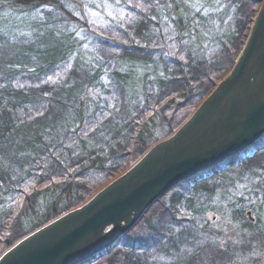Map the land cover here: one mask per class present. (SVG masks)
<instances>
[{"label": "trees", "instance_id": "16d2710c", "mask_svg": "<svg viewBox=\"0 0 264 264\" xmlns=\"http://www.w3.org/2000/svg\"><path fill=\"white\" fill-rule=\"evenodd\" d=\"M60 1L0 0V11L22 15L19 30L0 31V256L21 238L84 204L154 143L175 132L230 71L263 2L223 0L231 12V28L212 34L211 42L204 41L213 48L205 55L203 42L196 44L194 35L199 30L216 31L206 23L209 18L179 0H137L146 4L145 12L134 11L135 21L107 32L100 43L108 68L117 60L114 75L120 93L126 96L131 83L136 92L127 98L138 99L144 93L142 107L128 105L116 117V108L99 115L83 100L98 86L99 68L79 60L65 64L74 45L68 35L53 31L52 13L39 21L22 14L43 7L61 9ZM162 16L172 17L175 42L186 39L177 45L182 50L179 59L170 64L162 59L163 53L152 50L150 27ZM216 24H221L219 18ZM9 33L22 35L11 38ZM155 53L162 74L150 81L144 73L138 74V67L142 70L144 64L153 63ZM59 71L58 81H47ZM148 86L155 92L149 94ZM116 97L115 106L120 108V96ZM254 147L264 148V134ZM231 160L220 166L232 164ZM198 180L194 178L195 183ZM167 194L146 210L115 248L80 264H146L149 246L157 252L177 250L184 232L180 226L186 220L175 217L174 206L162 203ZM10 195L14 202L6 206ZM180 198L177 195L171 201L177 204ZM140 226L144 235L131 239Z\"/></svg>", "mask_w": 264, "mask_h": 264}, {"label": "rangeland", "instance_id": "374dc122", "mask_svg": "<svg viewBox=\"0 0 264 264\" xmlns=\"http://www.w3.org/2000/svg\"><path fill=\"white\" fill-rule=\"evenodd\" d=\"M179 1L184 4V7L190 6L192 9L194 7L195 11L200 12L201 17L213 19L206 23L216 27L215 32L208 29L199 30L194 35V42L196 44L203 42L202 52L209 55L213 48L205 45L204 41L211 42L212 34L217 32L221 35L231 28L229 26L232 21L231 12L227 10L223 0ZM60 6L61 9L43 7L29 12L24 11L22 14L31 20L39 21L48 13H52L50 21L53 31L68 35L74 45L73 53L67 55L68 57L64 60L65 64L79 60L97 70L99 68L98 86L88 93V99H83L85 103L88 102L87 105L95 109L99 115L106 110L116 108L118 110L116 117H120V113L123 109L126 110L128 105L137 104L142 107L144 93L142 95L139 93L138 99L126 97L136 92L132 83L127 86L126 96L120 93L119 83L114 75V69H118L117 60L113 58L111 68H108V64L104 62L106 55L101 51L100 43L107 32L122 30L135 21L134 11L141 9L145 12L146 4L137 0H62ZM202 7L204 8L201 11ZM21 16L13 11H0V31L19 30L22 26L19 24L22 20ZM171 16L155 19V26L150 27L154 35L152 50L159 54L163 53L162 59L168 64H170L169 61L172 63L179 59L178 56L182 50L177 45H182L186 40L182 38L178 43L175 42L176 28L175 25H170ZM218 18L221 24H216ZM7 35L12 38L22 34ZM152 60L153 63L144 64L145 67L142 70L138 67V74L144 73L143 76H147L150 81H154L156 76L162 74V64L157 53L152 55ZM61 75L62 71H59L53 77H47V81L53 79L58 81ZM145 85H150L147 80ZM147 90L149 94L155 92L152 86H148ZM116 95L121 99L120 108L115 106L118 100ZM94 126L98 124L94 123ZM262 151L264 153V148L261 150L259 147L250 148L245 153L234 157L231 160L232 164L220 167L218 165L216 170L213 169L216 172L215 175L207 171L198 176V183H195L192 178L188 182L177 185L173 188L174 190L171 189L169 191L171 193L167 192L169 194L166 193L162 203L174 206L175 217L186 220L182 223L184 226H180L184 232L178 239L177 250L166 248L157 252L154 246H149L151 249L147 263L264 264V155L259 154ZM203 183L208 185L205 189L200 187ZM177 195L181 198L176 204L171 199ZM11 202L13 203L14 199L10 195L5 205ZM246 211L250 212L252 221L247 217ZM141 228L142 226L132 231L129 237L140 239L144 235ZM100 256L102 255L100 254L97 259Z\"/></svg>", "mask_w": 264, "mask_h": 264}, {"label": "water", "instance_id": "95a60500", "mask_svg": "<svg viewBox=\"0 0 264 264\" xmlns=\"http://www.w3.org/2000/svg\"><path fill=\"white\" fill-rule=\"evenodd\" d=\"M247 34L228 74L175 132L84 204L21 238L0 264H80L98 257L171 189L252 147L264 134V0Z\"/></svg>", "mask_w": 264, "mask_h": 264}, {"label": "flooded vegetation", "instance_id": "af4514ba", "mask_svg": "<svg viewBox=\"0 0 264 264\" xmlns=\"http://www.w3.org/2000/svg\"><path fill=\"white\" fill-rule=\"evenodd\" d=\"M247 212L249 213V215L247 214ZM246 215H247V217L250 219V221L253 220V219L250 217V212H249V211H246Z\"/></svg>", "mask_w": 264, "mask_h": 264}, {"label": "bare ground", "instance_id": "6f19581e", "mask_svg": "<svg viewBox=\"0 0 264 264\" xmlns=\"http://www.w3.org/2000/svg\"><path fill=\"white\" fill-rule=\"evenodd\" d=\"M246 37H247V36H246ZM245 40H246V39H245ZM244 42H245V41H244ZM243 44H244V43H243ZM242 46H243V45H242ZM241 48H242V47H241ZM239 53H240V52H239ZM239 53H238V54H239ZM237 56H238V55H237ZM236 58H237V57H236ZM129 231H130V230H129Z\"/></svg>", "mask_w": 264, "mask_h": 264}]
</instances>
